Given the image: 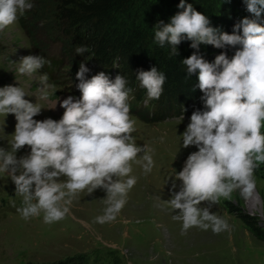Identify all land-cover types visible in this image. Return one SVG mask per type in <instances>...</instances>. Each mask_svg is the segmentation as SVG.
I'll return each instance as SVG.
<instances>
[{"label": "clouds", "instance_id": "obj_1", "mask_svg": "<svg viewBox=\"0 0 264 264\" xmlns=\"http://www.w3.org/2000/svg\"><path fill=\"white\" fill-rule=\"evenodd\" d=\"M243 3L253 18L236 23L232 34L210 26L209 18L185 0H180L182 11L169 23L160 20L153 27L154 42L161 48L168 45L170 57L179 55L177 46L182 40L191 41L195 51L181 63L189 76L198 72V88L203 93L204 110L193 111L181 135L182 147L195 146L198 151L175 172L171 198L162 201L175 213L178 210L172 219L182 221V235L193 227L211 228L215 234L229 230L228 222L211 209L221 198L230 200L236 191L259 204L254 172L264 163V26L260 22L264 0ZM33 6L32 0H0V31L17 23ZM201 45L236 50L231 58L222 51L208 62L200 54ZM75 51L82 56L89 49L79 46ZM46 63L40 55H29L16 63L17 72L37 76ZM89 71L85 63L79 65L76 87L81 96L69 95L60 102L65 111L59 121L34 120L42 110L38 102L26 100L21 87L0 88V114H14L17 121L10 149L0 148V173L8 174L15 194L23 198L17 212L24 219L43 213L44 223L58 222L70 212L79 192L102 189L106 207L96 222H113L137 183L129 175L132 162L141 163L145 173L154 166L152 149L137 146L132 135L136 121L130 116L129 100L134 97L128 80L121 75L112 80L104 72L87 79ZM37 78L42 87L37 88L36 98L48 101L54 85L48 83L47 73ZM136 80L146 90L147 104L161 97L166 76L152 67L138 70ZM179 118L184 119L183 115ZM25 146L30 147V154L17 158ZM176 181L180 182L178 191Z\"/></svg>", "mask_w": 264, "mask_h": 264}, {"label": "rangeland", "instance_id": "obj_2", "mask_svg": "<svg viewBox=\"0 0 264 264\" xmlns=\"http://www.w3.org/2000/svg\"><path fill=\"white\" fill-rule=\"evenodd\" d=\"M150 1L166 15L180 10V0ZM188 1L191 0L185 3ZM32 2L34 4L35 0ZM206 2L217 15H228L233 26L243 18H253L243 0ZM263 16L264 13L260 20L262 26ZM61 39L56 24L44 22H36L31 34L18 21L0 31V88L9 85L23 88L27 94L24 98L38 102L42 108L41 114L33 118L37 121L47 118L59 121L65 111L59 106L60 102L69 95L81 96L76 87L79 81L72 72L73 65L78 71L79 65L85 63L90 69L87 79L100 72L112 80L117 76V61L108 70L95 66L90 53L77 55L75 48L68 50ZM29 55H40L49 62L37 74L47 73L48 83L54 85L49 89L48 101L37 100V88L42 87L37 76L17 72L19 65L16 63ZM145 92L140 100L134 97L135 89L130 94L134 97L129 100L130 116L136 121L132 135L137 146L147 145L152 149L149 154L154 166L151 172L145 173L141 163L132 162L129 175L136 177L137 183L128 191L126 203L116 220L105 224L96 222V217L103 215L106 207L102 201L106 193L102 189L91 194L87 189L79 192L72 200L70 212L58 222L44 223L43 213L24 219L17 212L23 207V198L15 194V185L8 174L0 173V264H42L71 255L81 256L84 264H264V216L261 215L264 212V163L254 172L259 204L255 198L245 200L236 191L230 200L221 198L211 209L228 222L229 230L215 234L211 228L193 227L182 235V221L172 219L178 210L175 213L162 201L171 198L176 173L182 170L188 156L198 151L195 146L182 147L181 135L191 115H174L167 111L154 122L149 119V113L156 105L150 101L144 103ZM181 115L183 120L179 118ZM16 123L14 114L6 117L0 114V148L10 149ZM261 132L264 133V127ZM28 154L30 147L25 146L18 150L17 158ZM176 183L178 191L180 182ZM201 206H206V202ZM229 207L251 217L260 235L254 234L229 211Z\"/></svg>", "mask_w": 264, "mask_h": 264}, {"label": "trees", "instance_id": "obj_3", "mask_svg": "<svg viewBox=\"0 0 264 264\" xmlns=\"http://www.w3.org/2000/svg\"><path fill=\"white\" fill-rule=\"evenodd\" d=\"M186 4H192L196 11L207 16L210 26L232 34L234 26L229 16L214 13L206 0H191ZM33 5L30 11L18 19L23 29L31 34L36 22L56 24L68 50L86 46L91 62L107 70L117 61L115 71L117 75L125 76L128 87L135 89L136 100H140L145 90L136 80L138 70L148 71L157 67L163 72L166 76L163 93L158 100H150L156 105L149 113L152 121H159L167 111L174 115H192L197 109L204 110L200 99L203 93L198 88V72L189 76L186 66L181 63L195 51L190 47L191 41L182 40L177 46L179 55L176 57L169 56L168 45L161 48L154 42V25L160 20L169 23L171 17L182 9L173 15H166L156 9L150 0H35ZM235 50L230 47L222 50L211 45L200 46V54L208 62H213L222 51H227L231 58ZM72 72H78L75 65L72 66ZM229 211L236 214L254 234L260 235L254 229L251 217L231 207ZM42 264L84 263L81 256L71 255Z\"/></svg>", "mask_w": 264, "mask_h": 264}, {"label": "bare ground", "instance_id": "obj_4", "mask_svg": "<svg viewBox=\"0 0 264 264\" xmlns=\"http://www.w3.org/2000/svg\"><path fill=\"white\" fill-rule=\"evenodd\" d=\"M264 17V16H263Z\"/></svg>", "mask_w": 264, "mask_h": 264}]
</instances>
